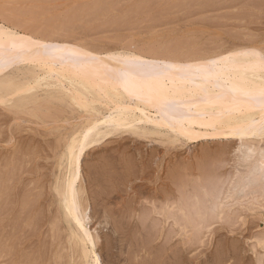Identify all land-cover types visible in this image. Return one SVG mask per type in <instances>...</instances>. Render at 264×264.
<instances>
[{
  "label": "rangeland",
  "instance_id": "obj_1",
  "mask_svg": "<svg viewBox=\"0 0 264 264\" xmlns=\"http://www.w3.org/2000/svg\"><path fill=\"white\" fill-rule=\"evenodd\" d=\"M25 1L19 0L16 3L15 0H2L0 24L25 35H32L31 37L37 40L81 45L88 50L92 48V52L98 49L100 51L119 49L145 58L168 55L175 59L198 60L201 55L206 54L205 50L212 52L249 47L264 51V0ZM30 2L34 3L30 4ZM21 4L29 7H23ZM36 6H39V9H35ZM87 9L90 10L89 12L91 9L96 12L92 10L91 14H87ZM81 12H85L86 15H80ZM88 16L90 18H87ZM38 73L40 77L43 75L41 72ZM37 77L25 74L17 81H22L21 84H25L24 86L27 85L29 92V88H37V85L32 84ZM41 83L43 84L44 81ZM42 84H39L41 88L39 86L37 91L33 92L34 89H32V92L23 91L24 94H20L21 92L17 94L18 96L27 95V93L36 95L34 104L21 108L0 105V192L2 191L0 193L2 194L0 196V264H86L81 253L82 246L80 243L78 245L74 238L71 239L69 227L63 222L54 188L61 185L62 175L66 170V158L61 155L65 150L64 146L71 134L73 136L81 131L89 116L86 114L87 109L78 107L73 102H61L60 96L53 92L55 89L51 87L53 90L50 88L47 90V87H42L44 86ZM138 126L143 127L145 132L147 130V133H141L142 131L139 130L135 134L128 129L113 133L101 139L98 146L89 150L82 159L81 179L78 186L82 205L87 208L91 218L87 227L95 237V252L98 257L101 256L100 264H149V262L150 264L165 262L169 264L170 260L167 257L173 256L172 250H174L171 246L180 252L177 251L176 254L174 250L175 258L173 262L171 261L174 264L180 261L178 264H187L186 258H191L190 264H264V207L262 206L264 192L261 193L260 190H242L233 194L227 201L223 200L228 207L230 204V212L228 211L230 218L218 220L214 212L210 211L209 217L213 213L211 220L208 212L206 216L212 221L211 225L208 224L210 221L207 219L200 225L195 223L193 229L195 232L193 231L190 235L192 236L190 245H186L188 234H185L180 227V229L175 227L172 231L168 224L161 223L162 220H150L146 211L150 207L147 202L153 201L149 200V196L155 192L157 195L160 193L156 199L160 201V204L164 202L162 199L174 196L177 203L181 202L184 206L189 204L188 207L190 205L195 207L192 208L194 211L199 208V212L204 213L205 208H210L212 205L214 197H218L217 194L226 196L229 191L242 188L246 182H252L253 169L259 158L257 151L259 149L264 151V139L243 140L244 142L233 138H206L198 142L186 139L170 140L171 135L158 134L157 136L156 132L151 130L154 128L150 124ZM148 130L153 132L149 133ZM244 144L254 152L252 157L248 156L249 159L244 158L245 150H242ZM150 149L155 151L151 153ZM206 172L208 175L204 174ZM139 190L140 196L137 194ZM179 194H183L182 197ZM135 197L136 199L140 197L138 202L142 201L143 206L148 204L147 207L141 210ZM180 198H183L184 202ZM253 198L254 201H251ZM235 200L240 203L238 204ZM231 201L236 205H232ZM131 209L132 211H129ZM142 211L146 213L145 216ZM236 211L239 213L234 215ZM139 216L141 220L142 218L146 220H143L145 224L148 222L150 224H147L149 227L144 226L143 230L136 229L135 232ZM238 216L240 217L237 218ZM118 220L120 221L117 222ZM153 222L155 224L157 222L158 225ZM204 224H208L206 226L208 228L204 227ZM167 237L166 245L164 242ZM188 246L190 250L185 253L184 250ZM140 251L142 253H139ZM177 257L180 260H177Z\"/></svg>",
  "mask_w": 264,
  "mask_h": 264
},
{
  "label": "bare ground",
  "instance_id": "obj_2",
  "mask_svg": "<svg viewBox=\"0 0 264 264\" xmlns=\"http://www.w3.org/2000/svg\"><path fill=\"white\" fill-rule=\"evenodd\" d=\"M20 1H22V0H20ZM34 1H37V0H34ZM210 1H213V0H210ZM15 2H16V0H15ZM25 2H27V0ZM54 2H55V0H54ZM217 2H219V1H217ZM33 3L30 2V4H33ZM35 3H37V2H35ZM104 3H107V2H104ZM18 4L20 5V3H18ZM100 4H102V2ZM110 4H112V3H110ZM164 4H165V2H164ZM2 5H3V3H2ZM21 5H23V4H21ZM135 5H134V7H135ZM159 5H161V4H159ZM8 6H10V5H8ZM24 6L25 5H23V7ZM26 6H28V5H26ZM138 6L140 7V5H138ZM154 6H156V5H154ZM36 7H35V9H39V6L37 8ZM88 7H89V5H88ZM102 7H103V5H102ZM95 8L96 7L94 6V9ZM148 8L151 9V7H148ZM258 8H260V7H258ZM0 9H2V8H0ZM71 9H69V11ZM82 9H81V11H82ZM94 9H91V12ZM153 9H154V7H153ZM165 9L167 10V8H165ZM89 11L90 10H88V13L87 12L86 13L91 14V12H89ZM168 11H169V9H168ZM94 12H96V11L94 10ZM22 13H20V14H22ZM31 13H30V15H31ZM185 13H186V11H185ZM82 14L86 15L85 12L80 13V15H82ZM58 15H57V17H58ZM105 15H106V13H105ZM0 17H2V16H0ZM151 17L152 16H150V18ZM246 17H248V16H246ZM87 18H90V17L88 16ZM62 19H63V17H62ZM116 19H117V17H116ZM157 20H159V19H157ZM71 21H72V19H71ZM2 22H4V21H2ZM62 22H63V20H62ZM67 25H69V24H67ZM20 28H22V27H20ZM76 28H78V27H76ZM106 28H108V27H106ZM65 33H67V32H65ZM70 34H72V33H70ZM40 35H41V33H40ZM31 36L32 35H30V36L25 35L24 33H21L19 31H16L12 28H8V27L0 24V105H4L8 108H21V107H24L25 105H28V104H32V103L34 104V102H36L35 101L36 95L28 94V93L32 92V89H34L33 92L37 91L38 90L37 88L40 86L39 84H42L41 82L44 81V83L42 84L44 86H42V87H47L46 88L47 90L49 88L55 89L53 92H54V94L60 96L61 102L62 101H64V102L69 101L70 103L73 102V104L75 103L76 106L78 105V107H81L85 110L87 109L86 114L89 117L87 119V123H84L86 125L85 126L83 125L84 127L82 129L80 128L81 131L77 130V131H79L78 133L76 132V134H74L73 136L71 134V137L69 136V140L67 141L66 145L64 146L65 150L61 155H63L62 157L66 158V170L63 169V170H65V173L63 175L61 174L62 175L61 182L58 181L61 183V185L56 186L54 188V190H56V193H57L58 203H59V206H60V209L62 212L63 222L66 223V225L69 227V230H70L71 236H72L71 239L74 238L77 241L76 243L77 244L80 243V246H82L81 253L83 254V259L86 262V264H100L99 258L101 256L99 255L100 257H98V255L95 252V248H96L95 237L93 236L92 232L87 227L91 218H90L89 213L87 212V208L82 205L81 195H80L78 184H79L80 179H81V165H82L83 157L85 156V154L89 150L91 151L93 148H95V146L101 141V139H103L106 136H109L113 133H116V132L118 133L121 130L127 131V129H128V131L132 130L134 133L136 131L140 130V131H142L141 133L144 132L146 134L147 130L145 132V129L143 127L138 126L139 124H150V125H152V127L154 129H151V130H154L156 132L155 134H157V136H158V134L159 135H161V134L171 135V138L169 137L170 140L171 139H173V140L186 139L187 141H196L197 140V142H198L199 140H201V139L204 140L206 138H212V139L213 138H215V139L233 138V139H238L240 141H243V140H252V141L258 140L259 141V140L264 139V51L261 49L241 47V48H235V49H231V50H218V51H212V52H209V51L206 52L207 50H205L206 54H203V55L200 54L201 56H200V58H198V60H196V59H185V58H184V60H182L180 58L175 59L172 57L171 58L168 57V55L166 57H164V55L162 57L157 55L155 57L145 58L143 56L136 55L133 53H129L127 51H123V50H119V49L116 51H111V50L100 51V49H98V51L92 52L91 51L92 48L89 49L90 50L89 51L86 47H81V45L78 46V45H72V44H68V43L52 42L51 39H49V40H51V42L42 41V40L34 39ZM63 41H66V40H63ZM196 51H198V50H196ZM38 72H41L43 75L40 77ZM25 74L36 75L39 77V78L37 77L36 80H33V83H32L34 85H37V88H29L30 91L28 92L27 91L28 90L27 85L24 86L25 84H21L22 81H17V80L21 79L20 78L21 76H25ZM39 88H41V86ZM23 91H27L28 92L27 95L25 94L22 96H18L20 92H21L20 94H24ZM45 94H46V92L44 93V95ZM13 96H15V97H13ZM40 96H42V95H40ZM47 96H49V95H47ZM10 97H13V98L11 99ZM151 112L153 113L152 115H151ZM83 118H85V117H83ZM148 132H149V130H148ZM152 132H149V133H152ZM140 136H142V135L140 134ZM252 141H250V142H252ZM174 142H177V141H174ZM250 142H247V143H250ZM247 143H246V145H248ZM246 145L244 144L242 150H245L244 151V154H245L244 158L249 159L248 156L252 157L253 156L252 154L254 152L252 151V149L245 147ZM102 146H103V144H102ZM223 148H225V147H223ZM206 149H207V147H206ZM154 151H152L151 153H153ZM257 153H258L259 158H258V162L256 161L257 164L254 162L256 164V166L253 169L252 182H246L243 184L242 188L239 187V188H237L231 192L229 191L228 195H226V196L221 195V193H219L220 196L217 194L218 197L217 198L214 197L213 202L211 201L212 205L210 206V208H205L204 213L199 212V210H198L199 208L196 209V211H194L192 208H195V207H191V205L188 207L189 204H185L186 206H184V204L182 203L183 204L182 205L180 202V204H181L180 205L179 203H177V199L174 196L167 198V199H162V197L160 196L161 197L160 199L164 200V202L160 204V201L156 200L157 196L160 193L157 195L155 192H153L154 194L149 196V198H150L149 200H153V201L147 202L150 206L149 208L146 209L149 219L150 220H156V221L162 220L161 223L168 224L169 227L172 229V231L174 230L175 227H178V228L180 227L185 234H188V236L186 237V238H188V240H187L188 243L186 245H190L189 243L191 242V237H192L190 235L193 234V231H194L193 229H194L195 223L200 225L202 221H205V219H207L208 221H210L208 224L211 225V222H212L211 218L213 216L212 215L213 213L211 214V217H209L210 211L214 212L215 217L217 216L218 220H221V219H224L227 217L230 218V214H229L230 204L228 207V204L226 203V201L233 194H235V193L237 194V193L241 192L242 190H246V189L249 191H255L257 189V190H260L261 193L264 192V183H262L264 181V175H262V173H261V168L264 167V156H262V153H264V151L259 149L257 151ZM239 154H240V152H239ZM14 156H15V154H14ZM12 157H13V155H12ZM105 159H106V157H105ZM4 160H5V158H4ZM131 161H133V159ZM123 164H124V162H123ZM132 165H134V164H132ZM196 165H199V164H196ZM64 167H65V165H64ZM130 167H132V166H130ZM149 167H151V166L149 165ZM215 167H216V165H215ZM217 168H219V167H217ZM63 170H62V172H63ZM180 171H182V170H180ZM204 174L208 175L207 172ZM10 175H11V172H10ZM131 175L134 176V174H131ZM216 175H218V174H216ZM229 175H231V174H229ZM105 180H107V179H105ZM261 180H262V182H261ZM170 181H172V180H170ZM200 182H201V180H200ZM174 184H175V181H174ZM98 188H100V187H98ZM141 189H142V187H141ZM140 190H139L140 193L137 192V194L139 196L141 195ZM212 190H210V191H212ZM152 191H154V190H152ZM180 191L181 190H179V192ZM177 192L178 191L176 190V193ZM0 193H2V191ZM5 193H6V191H5ZM145 194H146V191H145ZM181 195H183V194H181ZM181 195L179 194L180 197H182ZM105 196H106V194H105ZM221 196H223V197H221ZM263 196H264V194H263ZM130 197H132V195ZM147 197H148V193H147L146 198ZM138 199H136V197H135V200H137V203H138V205H140L141 210H143V208H145V206L147 207L148 204L146 203L147 205L143 206V202L142 201L138 202ZM160 199H158V200H160ZM180 199L182 200L183 198H180ZM255 199H257V198H255ZM5 200H6V198H5ZM193 200H191V201H193ZM223 200H226V201L224 202ZM12 201H14V200H12ZM146 201H147V199H146ZM235 201H238V200H235ZM251 201H254V198H253V200L251 199ZM124 202H125V200H124ZM182 202H184V200H182ZM243 202H246V201H243ZM19 203H21V202H19ZM185 203H186V200H185ZM199 203L202 204V202H199ZM237 203L239 204L240 201H238ZM0 204H1V202H0ZM231 204L236 205V203L234 204L232 201H231ZM238 204H237V206H238ZM135 205H136V202H135ZM262 206L264 207V205H262ZM34 208H33V211H34ZM22 210H23V208L21 209V211ZM114 211H116V210H114ZM129 211H132V209ZM243 211H244V209H243ZM5 212H8V211H5ZM142 212H144V211H142ZM208 212H209V214H208ZM125 213L128 214V212H125ZM236 213L238 214L239 212H237V211L234 212V215ZM28 214H30V213H28ZM206 214H208V217L211 220H209L207 218ZM145 215H146V213L144 214V216ZM195 215L197 217H195ZM123 216H124V214H123ZM141 217H142V215H141ZM239 217L240 216H238L237 218H239ZM137 220H138V223H137V226H135V230H134L135 232H136V229L137 230H140V229L143 230L144 226L149 227V225L147 226V224H150V223L148 222L145 224L144 221H146V220H144V218H142V220H141V218L139 216ZM119 221L120 220H118L117 222H119ZM233 221H234V219H233ZM126 222H128V221H126ZM139 223H140V225H139ZM151 223H152V221H151ZM31 224H33V223H31ZM122 224H124V223H122ZM153 224H155V222H153ZM208 224L207 225L204 224V227L208 226ZM250 224H252V223H250ZM116 225H118V224H116ZM155 225H158L157 222ZM6 226H7V223H6ZM152 226H154V225H152ZM3 227H5V226H3ZM199 227H203V226H199ZM13 228H14V226H13ZM195 228H197V227H195ZM206 228H208V227H206ZM33 229H34V227H33ZM152 231H153V229H152ZM132 233H134V232H132ZM112 234L114 235V233H112ZM3 236H4V234H3ZM139 236H140V234H139ZM8 237H9V235H8ZM147 237H148V235H147ZM104 239H105V237H104ZM140 239H139V241H140ZM167 240H168V237L165 239V241H166V242H164L165 244L168 243ZM149 241H150V239H149ZM124 242H125V240H124ZM134 242H135V240H134ZM135 243H137V242H135ZM194 243H195V241H194ZM122 244H123V242H122ZM175 244H177V243H175ZM174 246H176V245H174ZM1 248H2V246H1ZM171 248L175 250L174 247L171 246ZM187 248H186V250H184L185 253L189 252V250H190L189 246ZM136 249H138V248H136ZM149 249H150V246H149ZM5 250H7V249H5ZM174 250H172L173 256L167 257L168 260H170L169 264H174V263H172L174 261V258H175L174 252L176 250L175 251ZM177 251H176V254H177ZM135 252L137 253V251H135ZM139 253H142V252L140 251ZM220 253H222V252H220ZM178 259L179 258L177 257V260ZM190 259L191 258H186L187 264L191 263ZM137 260H139V259H137ZM159 260H160V257H159ZM132 261H133V259H132ZM154 261H156V260H154ZM180 262H178V263H180ZM165 263H163V264H165ZM149 264H150V262H149Z\"/></svg>",
  "mask_w": 264,
  "mask_h": 264
},
{
  "label": "snow or ice",
  "instance_id": "obj_3",
  "mask_svg": "<svg viewBox=\"0 0 264 264\" xmlns=\"http://www.w3.org/2000/svg\"><path fill=\"white\" fill-rule=\"evenodd\" d=\"M262 156H264V153H262ZM261 173L264 175V167L261 168Z\"/></svg>",
  "mask_w": 264,
  "mask_h": 264
}]
</instances>
